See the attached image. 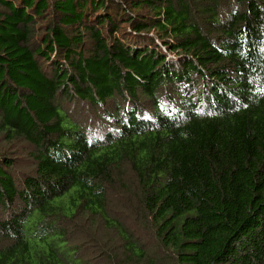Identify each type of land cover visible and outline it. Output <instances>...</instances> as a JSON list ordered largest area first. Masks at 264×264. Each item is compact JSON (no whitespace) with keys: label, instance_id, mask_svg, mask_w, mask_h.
<instances>
[{"label":"trees","instance_id":"1","mask_svg":"<svg viewBox=\"0 0 264 264\" xmlns=\"http://www.w3.org/2000/svg\"><path fill=\"white\" fill-rule=\"evenodd\" d=\"M0 138V264H264V0H0Z\"/></svg>","mask_w":264,"mask_h":264},{"label":"rangeland","instance_id":"2","mask_svg":"<svg viewBox=\"0 0 264 264\" xmlns=\"http://www.w3.org/2000/svg\"><path fill=\"white\" fill-rule=\"evenodd\" d=\"M95 17V14L92 15L91 19L93 20ZM40 63L42 65V67L46 70V71H51V65L43 60L40 59ZM2 139L0 138V146L2 147ZM19 149L17 150V152L20 154V158L22 157L23 159L18 162L15 166V168H13V173H15V176L17 178V180L20 181L22 180V173L23 172H30L31 171V166L34 165L32 164V162L34 163L33 160L27 158L28 156V152L30 151V148L25 147L23 144H17ZM16 157V156H15ZM20 160V159H19ZM119 215V214H118ZM123 218H126V221L128 223V228L129 230H133V232H135L137 234V236H140L142 238V240L146 243V246L149 250H153L154 247L153 245V240L152 237L149 236L151 234L150 230H148L147 228H141V225L137 222L138 220H136V218H130L128 216L125 215H120ZM32 219L33 217L30 219V222L27 226V236L29 241L35 245V243L38 241V232H35L33 224H32ZM91 231L90 232H84V231H80L79 230H75V231H71L72 233H70L72 235V237H74L75 241H78L80 239V241H83L85 244V250L83 251L84 256L87 257V259L91 260L93 264H119V262L117 260H113L110 257H106L104 255V253L102 252V249L104 248L105 245V241L102 238V234L104 233V230H98L96 231L94 228H90ZM87 235V238L85 239V236ZM112 234L109 232L108 236H111ZM84 237V238H83ZM116 243H119V241L117 242V240L115 239ZM82 244V245H84ZM112 244V243H110ZM59 246L64 249V243H59ZM169 261L171 263V260L169 258ZM168 261H163L160 264H166Z\"/></svg>","mask_w":264,"mask_h":264}]
</instances>
